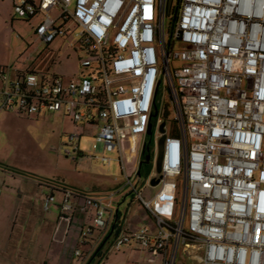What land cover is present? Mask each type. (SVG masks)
I'll list each match as a JSON object with an SVG mask.
<instances>
[{"label":"built area","instance_id":"built-area-1","mask_svg":"<svg viewBox=\"0 0 264 264\" xmlns=\"http://www.w3.org/2000/svg\"><path fill=\"white\" fill-rule=\"evenodd\" d=\"M14 19L46 46L78 29L86 58L69 80L0 66V113L69 118L80 132L64 144L73 161L85 157L81 139L94 129L93 149L102 148L94 158L107 167L117 152L127 180L79 209L64 191L69 222L78 210L92 214L83 240L109 228L115 198L129 189L156 228L121 233L115 251L136 245L151 264H177L181 250L200 254L198 264H264V0H15ZM170 108L168 127L159 115ZM163 124L161 173L151 180L160 190L147 199L122 143L132 140L136 153L149 126ZM54 203L51 193L45 209Z\"/></svg>","mask_w":264,"mask_h":264},{"label":"rangeland","instance_id":"rangeland-1","mask_svg":"<svg viewBox=\"0 0 264 264\" xmlns=\"http://www.w3.org/2000/svg\"><path fill=\"white\" fill-rule=\"evenodd\" d=\"M58 13L55 11L51 16L55 17ZM78 32V29L73 28L67 37L59 38L47 47L35 37L32 25L14 19L12 0H0V65L15 67L23 71L43 73L49 77L57 76L68 80L76 78L81 72V61L86 58V54L79 48V38L76 37ZM180 48L179 46L178 50ZM175 65L179 66L180 63L175 62ZM162 89L161 87L160 93H162ZM173 119L174 111L172 108L169 109V113L164 110L159 115V120L167 121L168 127H171ZM94 133V129L88 128V133L82 137L80 143V150L85 153V157L73 161L67 158L64 153L66 149L72 148L64 144L68 143L69 134L79 135L80 132H77L69 120L65 121L57 117L37 120L0 114L1 175L9 174L18 177V181L29 183L31 194L28 201L32 203L36 200L34 189L37 190L39 183L65 186L71 190L84 191L89 188L90 192L88 193L96 197L118 193L127 182L120 164L117 162L119 155L117 152L109 154L108 157L113 161L107 167L95 159L96 154H102V148L93 149ZM161 139L162 134L160 125H158L154 127L151 135L146 134L138 138V151L136 153L131 151L134 145L132 140H125L122 143L127 172L131 175L138 189L143 190L147 199L152 198L160 190L158 186L151 185V180L158 174L156 162ZM146 146L152 148L154 160L149 164L141 165L145 161L143 151ZM139 173L140 181L135 177ZM19 183L21 184V182ZM15 194H18V191ZM16 197L14 196V199ZM133 197L134 194L130 196L126 207L123 208L124 211L128 210L129 229L135 226L140 227L145 222L153 224V219L149 213L138 201H133ZM19 199L21 200L19 197L14 206L18 205L21 208L23 206L27 209L25 207L26 201L18 202ZM132 201L134 203L131 205ZM5 203L7 208L10 207L11 202L7 201L6 198ZM38 203L39 200H37V206ZM10 214L11 212L7 211L2 215L0 221V264H45L44 258L49 253L52 258H49L51 264H55L56 254L53 251L50 252L49 249H46V255L42 256L43 251L36 244L37 234L34 237L32 232L33 225L27 226L31 219L34 221V218H30L29 214H22L25 226L21 224L16 232L18 237L14 238L13 236L11 238ZM40 220L41 222L45 220V214L42 212ZM19 233L22 236L20 239H18ZM112 242L113 239L109 241L104 250L105 253H108L109 261L107 264H149L146 260L140 262V257L144 258V256H141L135 249L125 248L121 251H115ZM83 251L86 254L84 261H88V257H90L89 248H85ZM199 255L190 258L181 250L177 264H198ZM158 264H162V262Z\"/></svg>","mask_w":264,"mask_h":264},{"label":"crops","instance_id":"crops-1","mask_svg":"<svg viewBox=\"0 0 264 264\" xmlns=\"http://www.w3.org/2000/svg\"><path fill=\"white\" fill-rule=\"evenodd\" d=\"M33 1L36 3L40 2V0H33ZM12 3H13V17H14L15 0H12ZM33 24H36V22H34ZM0 114H9V115H14L18 118H25V117H20L15 113H0ZM50 117L62 118L65 121L69 120L71 122L69 118L63 117L60 114L41 116L35 119L37 120H40L41 118L49 119ZM1 174L2 171L0 170V221L2 215L5 214L7 211H10L11 214L9 216V220L10 223H12V227H11L12 231L10 236H12L11 238H13V236L14 238H17L18 237V233H16L17 228H19L21 224L22 226L23 224L25 226V222H23L22 220V214H29L30 218L33 217L34 221H31L32 220L31 219L27 223V226H29L30 224L33 225L32 232L34 234V237L35 234H37L36 244L43 251L42 256L46 255V249H49L50 252L53 251L56 254L55 264H107L109 261L107 257L108 253H105L104 250H105V246L109 243V241H111V239L114 240V238L120 235L121 233L131 232L138 228V226H135L134 228L129 229V225H128L129 223L127 222L128 210L124 211L123 208L126 207L128 199L132 194L129 191L125 190L118 197H116L114 201L113 208L115 210V213L111 219V224L109 228L105 231H95L93 235L85 241L81 238L80 234L83 228H88L91 225L92 214L85 215L80 213L78 210L73 217V221L69 222L64 217L61 210V204L64 199V191L69 190V191H73L76 194L74 203L78 209L80 208V205L83 203L85 197H95V198H103V197H96L89 194L88 193L90 192L89 188H87L84 191L71 190L65 186L43 185L39 183L38 184L39 187L37 188V190L34 189V191H36L35 192L36 200L34 203H32L28 201V198H30V194H31L30 193L31 190L29 189L30 186L29 183H26L25 181H21V180L18 181L17 179L18 177H14L9 174L4 176H2ZM19 182H21V184ZM16 191H18V194H15ZM51 193H54L56 197V203L52 204L49 210H46L45 201ZM14 196L17 197L14 199ZM19 197L21 198L22 201H26L25 207L27 209H25L23 206H22L23 209L21 208V206L18 205L14 206L16 205ZM5 198L7 199V201L11 202L10 207H8L9 209L7 208V205L5 203ZM21 200L19 199L18 202H22ZM37 200H39L38 206H37ZM133 201L136 202L134 197H133ZM133 201L131 205L134 203ZM41 212L45 214V220L43 222H41L40 220ZM149 215L151 216L150 213ZM151 218L153 219V224H148L146 222L145 224L149 225L153 230H155L156 224L154 218L152 216ZM20 233L18 239L22 237ZM52 248L54 249L52 250ZM85 248H89L88 254L90 255V257H88V261L86 260L84 261V256L86 254H84L83 250H85ZM127 248L135 249L139 254H141V256H144V258L140 257L139 259L140 262L143 260L149 262L151 255H148L145 252L142 253V251L136 245H132ZM93 249L95 250L92 253ZM77 250H80L82 253V255L79 257L75 255V252ZM50 255L51 254L49 253L47 254V257L44 258L45 264H51L49 258L50 259L52 258L50 257ZM159 262H161V260L156 259L154 264H158ZM149 264L151 263L149 262Z\"/></svg>","mask_w":264,"mask_h":264},{"label":"water","instance_id":"water-1","mask_svg":"<svg viewBox=\"0 0 264 264\" xmlns=\"http://www.w3.org/2000/svg\"><path fill=\"white\" fill-rule=\"evenodd\" d=\"M164 124L161 126V132L164 134ZM148 134L151 135L152 134V125L149 126V130H148ZM165 141V136L162 137L160 144H159V159L157 161V169H158V174L161 173V163H162V152H163V143ZM149 151V150H148ZM151 162V155H147L146 156V160L143 163L149 164ZM142 165V164H141ZM156 184H158V181L153 180L152 181V185L155 186Z\"/></svg>","mask_w":264,"mask_h":264},{"label":"trees","instance_id":"trees-1","mask_svg":"<svg viewBox=\"0 0 264 264\" xmlns=\"http://www.w3.org/2000/svg\"><path fill=\"white\" fill-rule=\"evenodd\" d=\"M148 150H149V151H148ZM146 152H147V154L145 155V160H146V156L152 153V148L146 146ZM65 191H67V190H65Z\"/></svg>","mask_w":264,"mask_h":264},{"label":"flooded vegetation","instance_id":"flooded-vegetation-1","mask_svg":"<svg viewBox=\"0 0 264 264\" xmlns=\"http://www.w3.org/2000/svg\"><path fill=\"white\" fill-rule=\"evenodd\" d=\"M145 154H147V152H146ZM145 154H144V155H145ZM152 159H153V158L151 157V162H153V160H152ZM144 162H145V161H144ZM141 164L143 165V164H145V163H143V162H142Z\"/></svg>","mask_w":264,"mask_h":264}]
</instances>
